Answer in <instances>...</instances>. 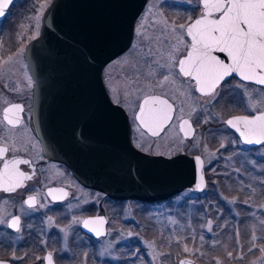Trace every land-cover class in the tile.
I'll return each mask as SVG.
<instances>
[{"label":"snow or ice","instance_id":"1","mask_svg":"<svg viewBox=\"0 0 264 264\" xmlns=\"http://www.w3.org/2000/svg\"><path fill=\"white\" fill-rule=\"evenodd\" d=\"M13 3L14 0H0V18L10 14ZM50 5L51 0H45L40 5L38 15H42ZM197 6L200 14L195 19L189 16L184 24L169 22L163 12L154 13L150 8L148 16L142 18L140 26L134 30L138 43L133 45L132 58L124 59L122 63L123 79L127 85L124 96L126 99L134 97L136 108L133 119L137 122V128L146 130L151 137L161 139L162 133L171 128L176 129L175 142L169 146L168 155L183 151L185 141L188 140L193 142L189 151L200 149L201 140L192 122L193 115L199 112L204 113V117L202 120L197 119L198 125L208 124L210 119L215 118L226 128L238 133V138L229 141L230 144L264 147V96L260 95L264 92V0H199ZM150 18L151 24L146 23ZM39 34L37 25L31 39H37ZM24 51V48L19 49L6 59L0 56V72H4L7 66V74H14V66L20 63ZM232 77L238 78L234 87L229 79ZM25 80L27 87L31 88L34 77L25 72ZM249 85L259 86V91L254 95ZM106 87L110 96L117 94L111 78ZM18 89L19 84L13 90ZM237 89L241 90L242 103L249 114L223 119L208 110L213 102L219 103L226 95L236 93ZM194 93L199 94L198 97H194ZM201 97L207 98L204 103H200ZM114 102L121 103L118 94ZM185 105L189 109L187 112ZM24 111V105L6 102L0 112V193L11 194L23 189L26 194V198L19 202L20 214L8 213L6 207H0V225H6L15 233H21L24 228L22 216L27 214L26 210L38 211L48 207L47 202H41L45 196L51 197L52 202H58L69 195L63 188L49 187L43 193L27 184L37 176L36 161L30 155L37 141L33 138L23 143L14 136V132L22 126L21 114ZM136 147L141 151L151 150V146L146 149L140 143ZM225 147L222 139L220 148ZM218 152L219 148L216 152H210L207 144L203 145V153L209 165ZM205 158L195 156L198 180L191 191H204L207 187L204 177ZM22 165L30 171H24ZM209 170L215 172V168ZM235 171L239 173L240 169ZM261 175L264 176V169ZM241 185H244L243 181ZM244 187L249 193L247 198L239 201L236 197L224 199L232 205L239 202L248 206L247 215L254 222L249 226L247 237L243 238L239 227H235L230 237L222 241L220 236L229 228L226 220L218 223L213 218L206 219L199 226L201 232L198 238L197 229L188 224L187 235L173 234L168 238L169 247L175 243L180 249L176 253L177 264H196V259L190 257L207 259L209 264H264V202L257 204L253 200V196L264 194V179H258L255 186L249 183ZM0 201L5 206L9 202L3 197H0ZM48 222L54 224L52 217H48ZM72 223H82L83 228L96 238L111 234L103 228L107 223L104 217H90L82 221L73 217ZM171 223L176 224L177 221L173 219ZM60 231L67 234L68 228H61ZM203 231L213 234L209 247L221 250V256H209L203 250ZM132 235L128 233V236ZM41 244L47 247L46 240H41ZM145 244L150 250L149 264H165L171 259L170 252H157L155 241H145ZM112 247L113 243L109 241L105 251L99 254L103 256ZM128 255L131 264L142 260L139 250L130 251ZM12 259L22 261L24 256H17L13 252ZM35 259L41 261V264H55L54 251H46L45 255ZM0 264L8 262L0 260ZM82 264H87V253L84 254ZM123 264H127V261Z\"/></svg>","mask_w":264,"mask_h":264},{"label":"water","instance_id":"2","mask_svg":"<svg viewBox=\"0 0 264 264\" xmlns=\"http://www.w3.org/2000/svg\"><path fill=\"white\" fill-rule=\"evenodd\" d=\"M146 2L52 0L25 59L34 77L32 126L47 157L69 158L80 178L115 198L163 203L195 187L199 154L137 148L128 113L108 97L103 77L105 65L132 44ZM204 177L207 184L205 169Z\"/></svg>","mask_w":264,"mask_h":264},{"label":"rangeland","instance_id":"3","mask_svg":"<svg viewBox=\"0 0 264 264\" xmlns=\"http://www.w3.org/2000/svg\"><path fill=\"white\" fill-rule=\"evenodd\" d=\"M177 1L180 0H148L140 19L136 20L135 29L140 26L142 18L148 16L150 8L154 13L157 11L163 12L169 22L174 21L171 15H174V18L185 15L183 12L184 10L182 13L181 10L174 12L175 10L185 8V5H177ZM44 3L45 0H16L10 10V14L0 24V45H8L9 49L15 46L13 53L22 48L26 49L27 44L32 40V35L37 30V25L39 26L40 33L44 12L42 15H38V10L40 5ZM193 3L196 2L190 1L187 5H193ZM154 5L155 7H153ZM146 23L151 24V18L146 21ZM176 23L178 24V22ZM149 34H151V29H149ZM137 43L138 37L134 34L130 48L112 62L108 71L109 79L111 78L113 87L117 89L120 101L128 106L132 115H134L136 102L134 97L129 96L126 99L124 96L127 85L123 79L124 67L122 62L124 59L130 60L132 58L134 52L133 45ZM4 51L5 50L2 49L1 53ZM25 64V58L22 57L20 63L16 64L14 68L15 72L18 74L16 75V80H18L20 84L26 86ZM6 69L7 66L5 67V70ZM5 70L0 75H6L7 70ZM5 81H7L5 77L0 78V87L7 85ZM193 95L196 97L195 94ZM260 95L264 96V93L262 92ZM177 103L179 104V101H177ZM200 103L203 102L200 101ZM185 110L186 112L189 110L187 105H185ZM216 110L217 113L220 112L218 115L224 119L226 114L232 112L233 109L220 108ZM203 117L204 113L198 112L193 115L192 119H195L194 121L196 123L197 119L202 120ZM135 129L136 141L143 144L146 149L151 146V150L155 152L167 154L169 146L175 142L176 129L174 128L168 129L166 133L161 134L163 137L162 139L148 137L142 129L137 128V124H135ZM197 135L201 140V147L200 149L193 148L191 151H196L204 156V144H207L210 152H216L219 148V152L216 157L212 159L211 165L207 166L209 169L215 168V172L207 170L208 174L211 176V182L204 196L195 195L190 197L189 195L191 192L184 190L178 195H175L173 199L163 203L140 204L138 202H132L128 204L126 209L128 213L125 218L127 221V225L125 226L127 228L120 231L116 227L114 241H112L113 247L107 249L105 254L103 256L100 255L99 260L97 259L95 263L94 261L91 262L92 264H123L125 260L127 264H131V259L128 254L130 251H133V248L139 250L142 256V260L138 261L137 264H149L151 259L149 255L150 250L147 249L145 241H155L157 252L165 251L171 253V259L167 260L165 264H177L176 253L180 249L175 243H172L169 247L168 238L173 234L187 235L188 224H191L192 227L197 229L198 238L201 232L199 226L208 218H213L218 223H223L225 220L228 222V230L220 236L222 241L230 237L235 227H239L243 238L247 237L249 226L254 222L247 215L249 211L248 206L239 202L235 205L229 204L224 197H228V199L236 197L238 201L245 199L248 197L249 193L244 186L249 183L255 186L258 179H264V176L261 175V170L264 169V148H253L245 144H230L229 141L236 140V138L231 136L223 123L215 118L210 119L208 124H197ZM222 139L226 145L225 148H220ZM192 143L191 140L185 141L186 146L183 150L189 151ZM229 157H231V159H229ZM235 169H240L239 173H237ZM241 181L244 182L243 186L241 185ZM259 191L258 189V193ZM253 200L257 204L264 202V194L253 196ZM217 209L219 212H217ZM116 213H118L117 210ZM117 219H119L118 215L114 220L115 224L122 226V223ZM173 219L177 221L176 224L171 223ZM214 231H216L215 225ZM128 233H132L133 235L128 236ZM203 235L205 236V246L203 250L207 252L209 256H221V250H212L209 247L213 234L203 231ZM140 242H143L141 245L142 250L139 246L141 244ZM107 244L108 242L104 243L102 251H105V246ZM189 244L191 246V241H189ZM161 245H163V247H161ZM64 249L66 251L67 248ZM194 259L201 263L209 264L207 259Z\"/></svg>","mask_w":264,"mask_h":264},{"label":"flooded vegetation","instance_id":"4","mask_svg":"<svg viewBox=\"0 0 264 264\" xmlns=\"http://www.w3.org/2000/svg\"><path fill=\"white\" fill-rule=\"evenodd\" d=\"M190 1H195L196 3H193V5H187ZM176 3L177 5H185V8L174 11L176 12L181 10L182 13L184 10L183 12L185 15H180L177 18H174V15H171L173 20L178 22V24L186 23L189 16L195 19L200 14V9L197 6L199 0H189V3L188 0H180ZM1 23L2 22H0V24ZM7 46L8 45H0V56L5 59L12 55L15 49V46H12L10 49L9 46ZM2 49L5 50L3 53H1ZM23 57L25 58V54ZM114 60L109 62L104 67L103 77L106 84L109 81L108 71ZM25 63V71L28 75L32 76L26 59ZM1 73L2 72H0V74ZM16 75H18L16 72H14V74H6L4 76L0 75V78L5 77L7 79V81H5V83L7 82V87H5V85L0 87V112H2L3 107L6 106V102L20 103L24 105L25 111L21 114L23 116L22 126L14 132V136L23 143H28L29 141H32L33 138L37 141L35 148L30 152L31 157L34 161H36L37 176L33 180L28 181L27 184L29 187L37 188L43 193H46L47 188L49 187L63 188L69 193V195L67 198L58 202H52L51 197L45 196L41 202H47L48 207L39 209L38 211L26 210L27 214L22 216V224L24 225V228L21 233H15L11 229H8L6 225H0V260L7 261L10 264H41V261L36 260L35 257L45 255L46 251H54L55 264H82L85 253H87V264H92L91 262L93 261L95 263L96 260H99L100 258L99 253L102 251L104 243L114 241L116 227L120 231L127 228L125 226L127 225V221L125 219L128 213L126 212L128 207L127 205L132 202H138L140 204L154 202H146L130 197L115 198L108 191L99 188L98 186L92 184V182L84 181L83 178H80L75 173L74 168L70 165L69 158H67V160L48 158L43 149V142L35 133L32 121L29 119V117H32L33 113L34 83L31 88H28L27 85L25 86L24 84H20V82L16 80ZM229 79L231 85L234 87L238 78L232 77ZM17 84H19V89L13 90L17 88ZM106 89L109 95L108 97L114 102L116 94L110 96L107 87ZM249 90L255 94L259 91V86L249 85ZM194 94L196 97L199 95L196 93ZM206 99L207 98L201 97L200 101L204 103ZM120 105H122L128 113L131 123V138L133 144L136 146L138 142L135 137V124H137V122L134 121V115H132L128 106H126L123 102H121ZM220 108L233 109L232 112L226 114L224 119H227L232 115L249 114V111L242 103V93L240 89H237L234 94L226 95L219 103L213 102V105H209L208 110L214 115H218L220 112L217 113L216 109L219 110ZM194 120L195 119H192V122L197 130V124ZM142 130L148 137H151L147 134L146 130ZM227 131L231 134V136L236 139L238 138V135L232 129L227 128ZM23 143L21 146H23ZM251 147L264 148L259 145ZM145 152L152 154H164L152 150ZM186 152L189 154H199L202 158H205V156L196 151L187 150ZM165 155L171 156L168 154ZM81 164L85 168L89 165H84L82 162ZM207 166H209V164L205 158V173L209 185L211 182V176L208 174L209 168H207ZM21 168L24 171H30L27 166L22 165ZM186 190L191 192L189 195L190 197L199 195L189 189ZM0 197L9 201L6 206L3 205L2 201H0V207H6L8 213L20 214L19 202L26 198V194L23 189L11 194L0 193ZM116 210L118 213H116ZM117 215L119 218L117 220L122 223V226L116 225L114 222ZM48 217H52L54 224H49ZM73 217H76L81 221L90 217H104L107 223L103 226V228L111 234L101 238H96L93 233L83 228L82 223L73 224ZM28 225H31V227H28ZM65 227L68 228L67 234L60 231L61 228ZM41 240L47 241V247L41 244ZM140 243L141 244L139 246L142 250L141 245L143 242ZM64 248H67L66 251ZM132 250L134 251L135 248ZM13 252H15L17 256H24V259L22 261L12 259ZM25 253L28 255L25 256Z\"/></svg>","mask_w":264,"mask_h":264},{"label":"trees","instance_id":"5","mask_svg":"<svg viewBox=\"0 0 264 264\" xmlns=\"http://www.w3.org/2000/svg\"><path fill=\"white\" fill-rule=\"evenodd\" d=\"M15 2H16V0H15ZM15 2L13 3V5L15 4ZM13 5H12V7H13ZM12 7H11V9H12ZM202 196H204V195H202ZM202 196H201V197H202Z\"/></svg>","mask_w":264,"mask_h":264}]
</instances>
